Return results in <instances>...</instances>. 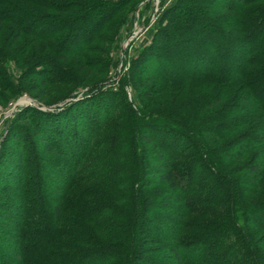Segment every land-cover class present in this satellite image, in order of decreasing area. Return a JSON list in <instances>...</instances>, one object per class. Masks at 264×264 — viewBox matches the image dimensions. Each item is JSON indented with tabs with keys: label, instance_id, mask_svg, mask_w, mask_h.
<instances>
[{
	"label": "rangeland",
	"instance_id": "rangeland-1",
	"mask_svg": "<svg viewBox=\"0 0 264 264\" xmlns=\"http://www.w3.org/2000/svg\"><path fill=\"white\" fill-rule=\"evenodd\" d=\"M127 1L130 3L124 5ZM53 2L83 3L89 9L77 8L71 12L59 14L53 10ZM206 2H214L218 5L219 0H201V2L200 0H0V240L4 243V247H7L6 243L13 244L15 241L9 234L4 236V231L7 233L9 230L10 233H14L15 226H12L13 224L2 214V206L10 202L13 212L16 211L15 199L6 197V193H13L16 187L7 185L3 177L11 170H15L17 154L24 152L29 156L36 150H41L45 144L44 138L48 135L43 134L39 126L46 116L40 114L50 111L59 112L62 115L64 109L77 103H80L81 108L88 109L90 115H83L81 119L90 126V129L99 119L105 118L108 120L106 126L121 127V133H119L122 138L111 141L114 147H118L117 152H112L114 149L111 147L112 144H107L108 138L115 135L113 130L107 129L108 127L96 133L97 128H93L90 138L93 146L89 154L94 151V155L105 154L107 157L109 155L120 158V163L118 162L112 169L118 168L119 173H122L128 168L129 174L124 173V177L131 175L133 178V180L127 179L128 181L116 178L115 181H119V186L123 184L120 189L119 187L116 189V195L120 197L121 203L107 202V204L115 208L127 206L122 198L124 196L131 198L132 187L142 196L143 204L145 201L152 203L163 194L175 198L176 195L172 191L164 189V185L156 182L154 174L160 171L155 167V161L158 160L156 153L159 149L153 148L142 139L140 133H145L155 142L160 141L162 144L164 138L169 143L174 140L181 141L180 150L172 167L176 170V176L184 183V186L180 188H185V185L187 188L186 200L184 199L183 204L187 202L191 210L188 214L184 213L185 221L195 224L225 219L229 222V218H234L242 224H247L251 220L264 223V209L263 211L259 209L264 202V181L258 186L254 184L256 176L264 174V169L254 174L248 173L249 164L259 157L264 161V155L261 156L262 153H260L264 152V145L232 157L226 155L227 150L238 146V143L247 137L264 139V114L256 113L249 106L248 99L243 100L247 93L245 88L240 84H234L232 88L223 86L217 77L171 87H161L157 82L145 79L147 74L154 75L159 72L145 55L150 52L155 53L159 33L163 32V26L169 19L181 20L187 15L191 16V13L195 15L194 20L197 21L196 25L199 29L202 19L196 18L197 11L193 10V6L198 7L202 12L208 11V15H211L209 19H218L216 16L223 11L217 9L216 5L213 6V3L210 5L211 9L207 10ZM224 2L230 7L235 4L234 0H224ZM120 5L123 6L122 11L100 32L98 39L91 42L90 47H86L87 50L81 56L69 53L63 59L56 56L63 54L57 53V44L64 34L58 35L56 41L33 39L29 31L23 33L18 30L16 20L11 22L4 16L13 14L22 22V17L27 15L29 17L23 24L34 27L37 23L33 24L32 19L38 15L52 17L56 21L57 19L70 21L71 16H79L84 11L89 12L91 8L100 12L108 6L112 8ZM85 23L89 27L93 25V19ZM53 30L54 27L46 25L45 31ZM182 33H194L201 36L198 30L196 32L191 28H186ZM87 37L86 33L82 34L80 39L75 40L73 37L71 44L65 46L63 50L72 51L86 46L87 41L84 40ZM188 45L183 43L182 47L185 48ZM218 51L227 59L231 47L225 46ZM9 61L13 62L15 71L10 70ZM180 67L189 69L192 66L180 63ZM53 78H58V81H52ZM42 79L47 80V83L42 84ZM49 106L53 107L52 110L45 108ZM240 108L248 110L243 109L237 112ZM37 112L39 115H35ZM94 113L97 114L96 117ZM25 114L27 119L24 120ZM164 127L171 128L175 133L167 131ZM193 132L198 137L197 141L191 138ZM117 142L118 145H116ZM195 151H198L196 156H194ZM62 158L60 152L46 157V159L64 162ZM147 158H150V162L146 164ZM140 160H143L142 165L139 163ZM122 163L126 165L123 166ZM141 167L145 168L143 173L149 178H140ZM43 168L45 170L38 172L41 175L46 171V165ZM34 172L37 171L34 170ZM135 173H137L136 179ZM216 173L218 176L215 175ZM10 175L12 176V172ZM63 179L62 176L57 175L56 185L63 184ZM231 180L242 184V187L238 188V193L242 196L243 206L259 209L252 211L253 218L245 216L244 213L241 214V210H235L234 207L231 209L228 192ZM50 183L54 184L55 181L51 179ZM86 187L85 182L76 185L69 193L70 201L84 206H94L98 201L106 203L107 200L98 197L97 191ZM188 188L192 191H188ZM30 193L35 196L33 191ZM46 193V190L42 191L39 195L41 199ZM136 193H133L134 196ZM42 194H44L43 197ZM174 200L159 202L153 208L147 207L148 215L141 217V220H144V227L139 226L140 230L145 229L155 235L145 236L151 240L150 246L147 247L149 251L158 249L165 245V242H169L158 241L165 235L164 226L161 225H166L170 220L179 221L178 216L169 215L166 211H183L178 201ZM74 215L76 216L77 213ZM83 226L89 228V225ZM249 227L252 242L264 261V225L258 224L259 228L254 225ZM227 228L229 234L222 233L223 236H218V240L223 239L233 243L237 239L231 238L232 227ZM196 230L199 229L189 226V229L182 231L180 235L186 238L190 236V233H196ZM92 232L96 234L94 229ZM96 236L105 243L116 241L110 234ZM198 250V253L210 252L204 246H200ZM6 252L5 249L4 251L3 248L0 249V261L5 262V259L10 256L7 252L6 257ZM239 255L235 253L230 257L238 258ZM162 256L166 258L163 261L153 259L148 254H142L139 261L144 263L146 260L151 264H176L169 258L170 255L162 254ZM197 257L195 263L202 256L198 254ZM98 258L99 256H96L91 260L97 261Z\"/></svg>",
	"mask_w": 264,
	"mask_h": 264
},
{
	"label": "trees",
	"instance_id": "trees-1",
	"mask_svg": "<svg viewBox=\"0 0 264 264\" xmlns=\"http://www.w3.org/2000/svg\"><path fill=\"white\" fill-rule=\"evenodd\" d=\"M234 2L233 7L227 6L224 0H219L218 5L214 2H206L208 3L207 10L211 9L210 5L213 3V6L216 5L217 9L223 11L219 16H216L218 19L215 20L208 18L211 16L208 15V11L202 12L198 7L193 6V10L197 11L196 18L202 19L199 29L196 25L197 21L194 20V14L190 13L191 16L187 15L181 20L178 18L169 19L163 26V32L159 33L155 53L150 52L145 55L150 63L159 70L154 75L147 74L146 81L157 82L161 87H171L217 77L218 81L226 87L232 88L234 84H240L247 92L246 98L243 100L248 99L249 106L256 113L264 114V0H234ZM129 3L130 1H127L124 5ZM85 5L83 3L74 4V2L52 3L53 10L59 14L71 12L77 8L89 9ZM91 9L89 12L84 11L79 16H71L72 20L70 21H60L59 19L56 21L52 17L38 15L31 18L33 24L37 23L34 27H27L23 24L29 17L27 15L22 17V22L16 19L13 14L4 16L11 22L16 20L18 30L23 33L29 31L33 39L56 41L58 35L64 34L62 40L57 44L58 51L56 50L57 53H63L56 58L63 59L69 53L81 56L87 50L86 47H90V43L98 39L100 32L122 11L123 6L112 8L108 6L100 12ZM92 19L93 25L87 27L85 21L90 22ZM46 25L54 27V30L45 31ZM186 28L195 29L196 32L198 30L201 36L194 33H182ZM39 32L46 34H38ZM85 33L86 37L89 34L84 40L87 41L86 46L72 51L63 50L66 48L65 46L71 44L70 41L73 37L75 40L80 39ZM183 43L189 45L183 48ZM225 46L231 47L227 59L218 51ZM208 51L209 53H207ZM180 63L192 67L182 69ZM52 81H58V78H53ZM41 82L46 84L47 80L42 79ZM79 105L80 103L71 104L69 108L64 109L62 115L59 112L50 111L40 114L46 116L39 126L41 132L48 135L44 138L45 144L41 150H36L29 156L24 152L17 154L15 170H11L12 176L9 172L3 177L7 185L11 184L16 187L13 193H6L7 198L15 199L16 211L13 212V206L9 205L10 202L2 206V214L13 224L12 226H15L14 233L7 230V233L4 231L3 234L4 236L11 235L15 241L13 244L6 243L7 247H4V243L0 240V249L3 248V251L5 249L10 255L7 257L6 252L7 258L5 257V262L0 261V264H151L146 260L144 263L139 261L142 254H148L153 259L162 261L166 259L162 254H168L176 264H264L259 250L252 242L251 228L249 227L250 225L258 227V224L263 226L264 223L251 220L247 224H242L234 218H229V222L224 219L223 221L213 220L195 224L184 220L185 214L191 210L187 202L185 205L183 204L184 199L186 200L187 188L186 185L185 188H180L184 186V183L176 176V170L172 167L180 150L181 141L179 140L169 143L164 138L162 144L160 141L155 142L145 133H140L146 143L159 149L156 153L158 160L155 161V167L160 171L154 174L157 184H162L164 189L172 191L176 195L175 198L163 194L152 203L145 201L143 204L142 196L136 193L137 189L135 192L132 187L131 198L129 196L122 198L127 206L115 208L107 204V202L121 203L120 197L116 195V189L118 187L120 189L123 184L119 186V181L116 182L115 179L126 181L127 179L133 180V178L131 175L124 177V173L129 174L127 173L128 168L122 173H119L118 168L112 169L114 165L120 163V158L109 155L107 157L105 154L94 155V151L89 154L93 146L90 140L93 128H97L95 133L107 128L108 120L106 118L99 119L90 129V126L81 119V116L84 117L83 115H87L89 111ZM128 106L131 108L130 105ZM243 109L240 108L237 112ZM94 114L96 117L97 114ZM35 115H39L38 112ZM23 117L24 120L27 119L26 114ZM107 129L113 130L115 133L114 136L108 138L107 144L111 145V141L115 138L118 140L122 138L120 126L110 125ZM164 129L175 133L169 127H164ZM191 135L193 141L198 139L194 132ZM127 138L129 139V137ZM262 145H264V139L247 137L241 140L238 146H234L236 149L233 147L231 150H227L226 155L232 157ZM111 147L114 148L112 152H117L118 147H114L113 144ZM84 150L87 153H84ZM59 152L64 162L46 159L48 155ZM197 153L198 151H195L194 156ZM260 153H262L261 156L264 155L263 151ZM142 162L143 160L139 161L141 165ZM149 162L150 158L145 159L146 164ZM124 164L122 163L123 166ZM44 165H46V171L41 175L38 172L45 170ZM152 167H154V163H152ZM144 169L141 167V171L139 170L141 179L149 178L147 174L143 173ZM248 169L249 174H254L256 171L264 169V161L259 157L248 165ZM57 175L64 178L63 184L56 185ZM134 175L136 179L137 173ZM51 179L55 181L54 184L50 183ZM263 181L264 174H259L256 176L254 184L258 186ZM80 182H85L87 189L97 191L98 197L107 200L106 203L98 201L94 206H84L77 202H71L69 193ZM230 182L228 192L231 209L234 207L235 210H241V214L244 213L245 216L252 218L254 216H251V213L254 209L263 211L264 202L259 209L243 206L242 196L238 193V188L240 189L242 184H237L233 180ZM179 188L180 190H178ZM43 190H46L47 193L41 199L39 195ZM189 190L192 191L188 188ZM32 191L35 196L30 193ZM133 193L136 195L134 196ZM169 199L178 201L179 207L184 212L166 211L169 215L178 216L179 221L170 220L166 225H161L164 226L162 228L165 235L161 236V240L158 242H169H165L166 244L158 249L149 251L147 247L150 246L149 241L151 240L145 236L155 235L145 229L140 230L139 226L144 227V220H141V217L148 215L147 207L153 208L155 204ZM75 213H77L76 216ZM72 224L79 226L72 227ZM157 224L159 225V223ZM83 225H89V228ZM189 226H194L199 230H196V233H190L189 237L182 238L180 233L188 230ZM227 227L233 229L231 238L237 239L233 243H228L223 239L218 240V236H223L222 233L229 234ZM93 229L96 234H93ZM97 234H110L116 241L105 243L96 236ZM200 246L207 247L210 252L198 253ZM233 251L240 254L238 258L230 257L235 254ZM198 254L202 257L195 263ZM189 255L192 256L189 257ZM96 256H99L97 261L91 260Z\"/></svg>",
	"mask_w": 264,
	"mask_h": 264
},
{
	"label": "clouds",
	"instance_id": "clouds-1",
	"mask_svg": "<svg viewBox=\"0 0 264 264\" xmlns=\"http://www.w3.org/2000/svg\"><path fill=\"white\" fill-rule=\"evenodd\" d=\"M8 66H9L10 70L15 71V69L13 68V62L12 61L8 62Z\"/></svg>",
	"mask_w": 264,
	"mask_h": 264
},
{
	"label": "water",
	"instance_id": "water-1",
	"mask_svg": "<svg viewBox=\"0 0 264 264\" xmlns=\"http://www.w3.org/2000/svg\"><path fill=\"white\" fill-rule=\"evenodd\" d=\"M45 108H47V109H49V110H52L51 108H53L52 106H49V107H45Z\"/></svg>",
	"mask_w": 264,
	"mask_h": 264
}]
</instances>
